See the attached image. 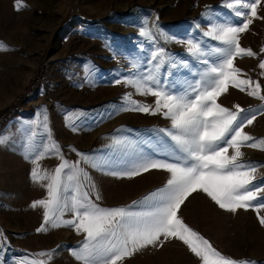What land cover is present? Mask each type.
<instances>
[{
	"label": "rangeland",
	"instance_id": "1",
	"mask_svg": "<svg viewBox=\"0 0 264 264\" xmlns=\"http://www.w3.org/2000/svg\"><path fill=\"white\" fill-rule=\"evenodd\" d=\"M230 2V0H228ZM226 0H0V111L26 93L35 78L27 111L11 119L0 131V231L6 238L0 251V264L19 261L39 252H51L48 264H83L73 255L85 234L72 226L38 232L44 223L43 206L31 207L33 201L47 198V180L37 182L31 176L36 167L33 159L42 145H49V135L60 148L64 159L76 162L88 173L95 185L102 207L131 205L163 187L169 178L164 170L153 169L127 178L111 175L123 170L134 154L143 148L153 159L169 158L165 149L155 151L160 141H170L161 130L170 128L162 115L124 110L130 107L126 94L133 100L154 105L155 98L142 96L123 81L143 71L145 61L158 48L166 49L177 63L190 61L189 68L161 70V77L178 84L194 82L202 65L179 41L193 39L208 49L223 46L203 33L211 23H239L226 7ZM157 17L159 18L157 20ZM264 3L258 8L249 29L241 34L242 47L257 53L240 56L235 64L242 78L261 84L264 95ZM155 25V27H154ZM170 26H174L170 28ZM153 30L155 39L141 36V28ZM209 58V57H205ZM140 65L133 68V64ZM154 63V62H153ZM167 67V66H166ZM41 77L43 79L41 80ZM34 78V79H33ZM121 83L117 84L116 81ZM218 103L228 108L239 104L256 115L245 131L254 138H264V100L241 92L231 85ZM47 116L50 133L42 123ZM35 150L29 156L26 147L30 132ZM125 141V143H117ZM243 162L257 168L254 184L264 187V148H242ZM230 154L232 149L229 150ZM83 154V156L81 155ZM110 161L112 167H93ZM41 168L54 171L61 163L59 155L48 154ZM139 210V206H137ZM73 213L65 212L64 219ZM179 215L193 230L209 240L222 254L264 264V225L254 208L230 213L222 210L205 193H193L181 206ZM260 215H264V209ZM122 264H202L200 258L182 241L171 239L164 246H148L125 258Z\"/></svg>",
	"mask_w": 264,
	"mask_h": 264
},
{
	"label": "snow or ice",
	"instance_id": "2",
	"mask_svg": "<svg viewBox=\"0 0 264 264\" xmlns=\"http://www.w3.org/2000/svg\"><path fill=\"white\" fill-rule=\"evenodd\" d=\"M262 3L264 0H226L222 7L229 9L239 23L210 22L211 26L203 33L223 46L208 49L206 44L191 38L179 41L186 45L190 57L203 66L194 82L185 80L179 84L176 81L170 83L161 77L162 69H190L189 60L183 59L177 63L164 48L151 53L144 62L146 66L142 72L126 77L123 81L133 86L140 95L155 98L152 105L133 100L132 94L127 93L130 107L124 110L159 114L170 121V128L161 130L170 141H160L155 150L165 149L169 158L153 159L143 148H135L134 154L121 166L123 170L110 173L127 178L140 176L153 169L169 173L164 186L149 193L142 201H133L127 206L102 207L96 202L101 199L99 192L96 191L93 199L89 191L95 190V185L88 173L78 163L64 159L59 145L49 135L50 146L42 145V150L36 153L33 159L36 167L31 172L33 180L48 181L45 185L47 198L31 204L33 208L43 206L45 209L44 223L37 229L38 232L47 231L48 224L53 228L60 227L62 221L64 225L74 227L77 233L85 234L79 248L73 251L75 258L83 264H122L125 258L137 251L148 246L162 248L164 241L171 239L187 245L202 264H256L222 254L209 240L185 223L179 212L193 193L202 192L220 209L230 213L254 208L259 222L264 225V215H260L264 209V187L254 184L257 168L242 160L244 146L264 148V138H254L245 131V127L253 124L257 117L239 104L228 108L218 103V98L228 92L230 85L264 100L260 82L242 78V70L235 64L237 57L257 55L251 48L242 47L240 38L252 25L254 18H258V8ZM21 6L26 5L23 0H17V7ZM140 34L149 40L155 39L151 28H141ZM4 47L3 42H0V48ZM132 67L139 68L140 65L134 63ZM259 67L264 70V61ZM261 74L264 75V72ZM116 83L121 81L117 80ZM38 123H42L50 133L47 116ZM36 135L33 131L27 137L29 156L35 150L33 139ZM4 142L5 138L0 137V144ZM48 154L61 158V163L52 172L42 169L39 163ZM92 163L93 167L113 166L110 161ZM65 212L73 213L72 218L64 219ZM5 240L0 231V251ZM51 256V252L42 251L31 254L19 264H48L47 260L38 257L50 260Z\"/></svg>",
	"mask_w": 264,
	"mask_h": 264
},
{
	"label": "built area",
	"instance_id": "3",
	"mask_svg": "<svg viewBox=\"0 0 264 264\" xmlns=\"http://www.w3.org/2000/svg\"><path fill=\"white\" fill-rule=\"evenodd\" d=\"M34 79V78H33ZM43 77H41V80ZM40 80V78L37 76L32 83L30 89L24 93L23 96H21L17 101H15L13 104L7 106L5 109L0 111V131L6 126V124L17 116H22L27 111V106H23L24 101L28 102L30 99V96L32 94V91L34 87L36 86L37 82Z\"/></svg>",
	"mask_w": 264,
	"mask_h": 264
},
{
	"label": "trees",
	"instance_id": "4",
	"mask_svg": "<svg viewBox=\"0 0 264 264\" xmlns=\"http://www.w3.org/2000/svg\"><path fill=\"white\" fill-rule=\"evenodd\" d=\"M172 27H174V26H170V28H172Z\"/></svg>",
	"mask_w": 264,
	"mask_h": 264
}]
</instances>
